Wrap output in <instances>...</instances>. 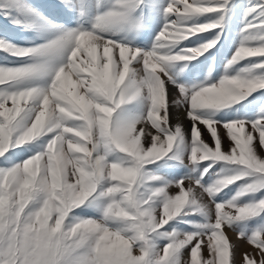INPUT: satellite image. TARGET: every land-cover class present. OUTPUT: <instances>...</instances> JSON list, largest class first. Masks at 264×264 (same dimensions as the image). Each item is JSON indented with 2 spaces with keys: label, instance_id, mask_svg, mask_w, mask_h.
<instances>
[{
  "label": "snow or ice",
  "instance_id": "snow-or-ice-1",
  "mask_svg": "<svg viewBox=\"0 0 264 264\" xmlns=\"http://www.w3.org/2000/svg\"><path fill=\"white\" fill-rule=\"evenodd\" d=\"M227 230L264 264V0H0V264H237Z\"/></svg>",
  "mask_w": 264,
  "mask_h": 264
},
{
  "label": "rangeland",
  "instance_id": "rangeland-1",
  "mask_svg": "<svg viewBox=\"0 0 264 264\" xmlns=\"http://www.w3.org/2000/svg\"><path fill=\"white\" fill-rule=\"evenodd\" d=\"M176 117H177V110L175 108H173L172 109V118H173V122L174 123L176 122ZM181 120L183 121L182 114H181ZM183 122H184V124L186 126L187 122L186 121H183ZM220 131H221V134H223V130L221 129ZM204 138L207 140V134H205ZM227 144H228V140L225 139L224 140L225 147H227ZM187 183L188 182L185 181L186 185H187ZM227 234L230 237L231 242L236 245V249H235L236 261H237V264H240L241 259H242V253H244V252L251 253L253 251L252 246L249 245L246 241H244L242 239H239L236 232H233L231 230H227ZM202 257L203 258H208V250H207V248H203ZM257 259H259V257H257Z\"/></svg>",
  "mask_w": 264,
  "mask_h": 264
}]
</instances>
